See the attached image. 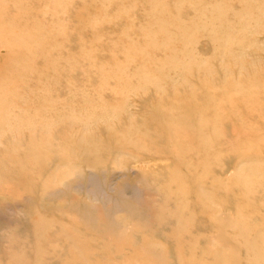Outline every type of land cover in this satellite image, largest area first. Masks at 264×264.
Listing matches in <instances>:
<instances>
[{"label":"rangeland","instance_id":"obj_1","mask_svg":"<svg viewBox=\"0 0 264 264\" xmlns=\"http://www.w3.org/2000/svg\"><path fill=\"white\" fill-rule=\"evenodd\" d=\"M0 33V264H264V0H0Z\"/></svg>","mask_w":264,"mask_h":264},{"label":"bare ground","instance_id":"obj_2","mask_svg":"<svg viewBox=\"0 0 264 264\" xmlns=\"http://www.w3.org/2000/svg\"><path fill=\"white\" fill-rule=\"evenodd\" d=\"M0 35H1V33H0ZM6 62H8V61H6ZM153 109V108H152ZM155 109V108H154ZM156 110V109H155ZM159 115V114H158ZM107 136V135H106ZM161 147V146H160ZM143 148V147H142ZM148 150V149H147ZM146 150V151H147ZM176 150V149H175ZM145 151V150H144ZM176 152V151H175ZM148 153V152H147ZM149 153H150V151H149ZM177 155V154H176ZM159 157V156H158ZM166 157V156H165ZM169 158V157H168ZM169 161V160H168ZM90 162V161H89ZM169 163H170V161H169ZM179 167V166H178ZM181 167V166H180ZM180 169V168H179ZM191 177V176H190ZM191 180V179H190ZM191 183V182H190ZM180 184V183H179ZM192 184V183H191ZM160 186V185H159ZM159 186H158V188H159ZM184 186V185H183ZM180 187H182V186H180ZM94 192V191H93ZM101 193V192H100ZM118 197V196H117ZM129 202V201H128ZM117 203V202H116ZM166 203V202H165ZM116 206H117V204H116ZM120 209V208H119ZM160 222V221H159ZM217 239V238H216ZM254 245V244H253ZM252 247V246H251ZM257 256V255H256Z\"/></svg>","mask_w":264,"mask_h":264}]
</instances>
